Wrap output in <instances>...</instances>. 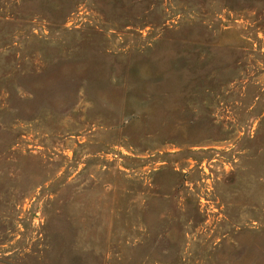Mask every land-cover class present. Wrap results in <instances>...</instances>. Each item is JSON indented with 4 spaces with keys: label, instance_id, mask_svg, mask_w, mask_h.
I'll return each instance as SVG.
<instances>
[{
    "label": "rangeland",
    "instance_id": "1",
    "mask_svg": "<svg viewBox=\"0 0 264 264\" xmlns=\"http://www.w3.org/2000/svg\"><path fill=\"white\" fill-rule=\"evenodd\" d=\"M0 264H264V0H0Z\"/></svg>",
    "mask_w": 264,
    "mask_h": 264
}]
</instances>
